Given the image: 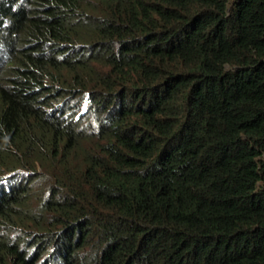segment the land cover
<instances>
[{"label":"trees","instance_id":"1","mask_svg":"<svg viewBox=\"0 0 264 264\" xmlns=\"http://www.w3.org/2000/svg\"><path fill=\"white\" fill-rule=\"evenodd\" d=\"M0 264H264V0H0Z\"/></svg>","mask_w":264,"mask_h":264}]
</instances>
